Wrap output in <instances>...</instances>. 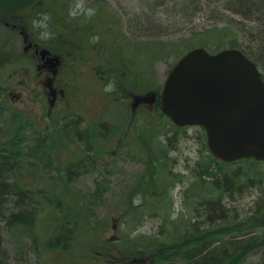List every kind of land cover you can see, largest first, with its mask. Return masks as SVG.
I'll list each match as a JSON object with an SVG mask.
<instances>
[{
  "label": "rangeland",
  "instance_id": "374dc122",
  "mask_svg": "<svg viewBox=\"0 0 264 264\" xmlns=\"http://www.w3.org/2000/svg\"><path fill=\"white\" fill-rule=\"evenodd\" d=\"M14 1L23 0H0V123L14 121L12 114L21 119L24 116L32 128L27 136L29 144L34 145L36 138L45 136L47 130L53 132L50 137L56 144L51 148L55 149L51 158L44 157L36 167L23 157L28 161L16 173L17 177L22 176L19 179L29 189L43 191L51 204L44 198L43 204L30 206L37 213L32 231L24 226L2 224L0 264H86L81 261L86 249L106 238L113 241L111 247L118 245V241L140 236L156 243L171 222L176 225L195 221L199 207L195 192L200 183L196 170L201 173L198 163H205L210 154L204 132L194 126L174 130L152 100L159 96L167 73L188 46L203 43L215 53L217 48L236 43L259 59L262 56L256 51V31L246 26L241 15L228 11L225 0H203L198 8L191 5L185 15L170 17L159 13L157 5L163 4V0H39L38 8L47 1L52 2L53 9L65 13L67 26L73 27L74 17L83 25L78 32H70L67 27L61 31L58 25L60 31L55 30L47 13V17L32 12L27 16L25 7H20L27 1L16 7ZM175 1L178 0L168 2L171 13ZM89 30L98 35L87 37ZM22 31L61 60L55 68L56 88L66 86L58 81L61 79L71 84V91L59 95L54 103L43 99L38 86L39 61L33 53L24 51ZM91 41L98 46L109 45L103 59ZM112 43L116 45L113 47ZM132 46L136 48L131 50ZM149 46L154 47L152 53ZM137 48L141 49L144 61L140 75L133 74L135 67L131 66L141 63ZM121 61L125 67L131 66V86H124L125 80L119 74L117 67ZM261 63L264 74V57ZM140 97L146 102L138 101ZM18 129V125L14 126L6 138L21 137L23 131ZM148 141L152 154L158 156L154 181L148 165ZM214 164H208L207 169L213 171V166H217ZM223 171L218 170L217 174L224 175ZM227 173L241 177L247 196L232 194L230 198L210 187L207 200L217 202L221 197L235 231L251 233L245 237V245L253 238L256 240L257 246H249L237 264H264V246L260 248V242L264 244V195L250 189L259 186L264 190V163L232 164ZM211 180L207 177V182ZM148 191L158 194V198L144 201L142 193L149 194ZM70 193L80 194L81 198L68 197ZM68 198L77 202L82 211L79 216L66 209ZM12 208L11 204L9 209ZM14 212L16 215L19 210ZM49 220H53L52 224H48ZM63 232L70 235V244L64 252L50 251L49 240ZM229 233H224L223 243L228 242ZM157 243L160 245L161 241ZM159 255L160 252L154 256L153 264H194L188 258L157 263ZM100 257L91 258L88 264H105V253Z\"/></svg>",
  "mask_w": 264,
  "mask_h": 264
},
{
  "label": "trees",
  "instance_id": "16d2710c",
  "mask_svg": "<svg viewBox=\"0 0 264 264\" xmlns=\"http://www.w3.org/2000/svg\"><path fill=\"white\" fill-rule=\"evenodd\" d=\"M23 1H14V6L16 7L17 4H20ZM26 1L27 2L22 3L20 7H25L24 12L27 14V16H30L32 12L36 13L34 14L36 16L41 14L42 16L47 17V15H45V13H47L50 18H52L51 25L55 30H59L57 25L61 27V31H65V27H67V29H70V32H78L77 30L83 27V25L78 24L74 20V17H72L73 19L71 20L74 22L73 27L69 24L67 26V22H65L66 19H64V17L66 16L65 13L61 12L60 9H53L51 5L52 2H42L40 9L38 8L39 0H35L32 2H30L31 0ZM202 1L203 0L175 1L173 2V6L171 7L173 13H171V11L169 10L170 7H167L169 0H163V4H158L157 7L160 8V14H167L169 15L168 17H170L182 14L185 15V13L189 11L191 5H195L198 8V6L202 4ZM225 1L227 2L228 7H226V9L228 11H231L232 13L237 15H241L243 20L246 22V26L251 30L256 31V51L262 56L259 57L262 62V59L264 57V0ZM208 2L212 3V0H208ZM180 4L181 6L179 9L178 6ZM32 7H35V9H32ZM224 32H227V30L225 29ZM95 33L97 32L89 30L87 37H89V35L91 34L92 37H96L98 34L96 35ZM96 40L98 39L96 38L94 41L96 42ZM91 43L95 50L99 52L98 56L100 57V59H103L104 57L102 54L105 53V49L109 45L104 43L103 41L102 43L104 44H99V46L96 43H93V41H91ZM234 44L230 47L242 50L251 60H253L259 66V68L262 66L263 63H261L258 58L253 57L249 51L242 49V45L240 46ZM115 45L116 43H112L111 46L114 47ZM198 45L203 47L206 46V44L203 43H200ZM133 47L135 46L130 47V49L132 50ZM193 47H196V45L188 46L186 48V51ZM221 48H217V50ZM148 49L149 53H152V50L154 51L153 46H149ZM140 52L141 49L137 48V55L141 58V63L138 66H133L130 64L132 66V69L135 67V72L133 74H139L142 67L144 66V61L142 58L143 56ZM73 56L75 57V55ZM147 56H150V54H148ZM111 58L113 57L110 56V59ZM120 66H118L117 68L121 71V73L119 74L125 80L124 86H131V82H134L132 81L134 80V77H132L133 74L129 75V72L132 70L131 66L125 67L122 61ZM262 75L264 78V74ZM141 82L143 84L144 80L142 79ZM120 84L121 86H123V81L120 82ZM135 85L136 83H134L133 87H135ZM155 107L160 113L158 102L157 104H155ZM13 117L14 121H7L6 123L4 122V125L0 123V249L2 248L1 226L3 223L8 227L24 226L26 227L27 231H32L35 215L37 213L35 214V211L31 210L30 206H32L33 204H37V206L41 205L46 200L49 204H51L48 195L43 193V191L41 190L29 189L19 179L22 176L17 177L16 173L22 170L24 162L28 161L27 159L23 160V157L29 158V162L32 163V166L36 167L42 161H44V157L52 156V153H54L55 149L51 150V148L56 144L55 139L50 137L53 132L51 133L47 130V134L45 136L41 134L40 138H36L35 144L31 145L27 142V136L32 132V128L29 125L28 119L24 116H22L21 119L15 114H12L11 118ZM16 125H18L19 131H23L21 137L17 139V137L14 136L12 137V140H8L6 138L7 134L9 132H13L14 126ZM57 126H59V124L55 125L53 129H55ZM173 129L176 131L184 130L175 127H173ZM55 131H58V128H56ZM203 136V139L205 140V134H203ZM32 137L35 139L34 136H31V138ZM147 146L149 148L151 147V141H148ZM9 157L13 158L14 161L9 163L7 161V158ZM156 163L158 164V156L156 154H152V149L150 148V152L148 155V165L150 168V177L152 181H154V177L158 175L157 169L155 170ZM210 163H215L217 165L216 168L215 166H213V171L207 169V165ZM239 163L247 164L248 166L259 164L253 159H246ZM230 167L231 164L217 162L211 154L207 156V161L205 163H198V168L201 170V173L196 170L200 178L199 191L195 192V194L199 197L197 198L199 207L196 209V220L192 221V219H190L185 223L181 222L177 223L176 225L171 222V226L163 230L162 237L158 238L161 239L160 245L157 243L160 241H156V243H154V241H152L151 239H145V237L142 238V236H140L131 240L128 239L121 242L118 241V245H116L115 247H111L110 245L113 243V241H111L110 238H106V240L103 243L100 242L99 245H90L86 249L85 255L81 256V258L83 259L81 261L88 264L91 262V258L95 257L99 259L101 258L100 256L105 253V255L107 256L105 264H153V262L156 261V259H154V256L158 252H160L157 263L160 260L165 263H176L177 261L188 258L191 262H194V264H237L242 259L241 256L246 253L249 246H257L256 240L253 238L250 243L247 242V246L245 245V237L249 236L251 233H241L242 230H239L237 232L235 231V228L232 225L233 222L228 215V208L222 205L220 200L222 199L221 197L218 198L217 202L214 199L207 200V190H209L208 188L210 187L211 190H221L225 195L228 194L230 198L232 197V194H235V196L240 195V197L247 196L248 193H245L242 190L243 185L240 182L241 177L236 173H227ZM216 169L224 170V175L217 174L218 170L216 171ZM68 171L71 174V168H69ZM10 173H14L16 175L14 176L16 179L6 182L7 180L5 178L10 175ZM207 177L211 178L212 180L207 182ZM250 189L261 191V195H264V190L259 186H251ZM148 192L149 194L142 193L144 201L148 198H158V194L152 193L151 191ZM249 192L251 193V191ZM68 197L76 199L81 198L80 194L76 193H70ZM44 198L45 201H41ZM72 203L75 204L74 207L72 206ZM76 203V201L71 202L70 198H68L67 205L65 207L67 210L69 209L70 212L73 211L77 215L82 211ZM142 203L143 201L141 202V206L143 207L144 203ZM11 204L13 208L9 209ZM15 210H19L16 215L14 214ZM79 215L80 214H78V216ZM164 217L166 219H170L166 216ZM52 222L53 220H49L48 224H52ZM183 227H185V229H183ZM238 227L240 226L238 225ZM229 231L230 233L228 234V236L230 237H227L228 242L223 243V240L225 239L224 233ZM71 241L72 239L69 234L64 235V232L62 234H57V236L55 235L49 240V250L64 252L66 246H68ZM261 246H264L262 242H260V248Z\"/></svg>",
  "mask_w": 264,
  "mask_h": 264
},
{
  "label": "water",
  "instance_id": "95a60500",
  "mask_svg": "<svg viewBox=\"0 0 264 264\" xmlns=\"http://www.w3.org/2000/svg\"><path fill=\"white\" fill-rule=\"evenodd\" d=\"M160 107L177 127H202L216 160L264 161V80L242 51L185 53L165 79Z\"/></svg>",
  "mask_w": 264,
  "mask_h": 264
},
{
  "label": "flooded vegetation",
  "instance_id": "af4514ba",
  "mask_svg": "<svg viewBox=\"0 0 264 264\" xmlns=\"http://www.w3.org/2000/svg\"><path fill=\"white\" fill-rule=\"evenodd\" d=\"M7 26H10V24L7 23ZM21 36L24 43V51L26 53H33L34 57L39 61L37 65L38 77L40 78L38 86H41L40 88L42 90V94L44 95L43 99L45 101H50V104L56 102L59 99V95L65 96L66 91H71V84L69 82L65 83L61 79H58V81L60 83L63 82L66 86L60 89L56 88L57 70L55 68L59 65L61 60L53 56V53L50 52L49 49H46L32 39L26 31H22ZM138 101L146 102V99L140 97Z\"/></svg>",
  "mask_w": 264,
  "mask_h": 264
},
{
  "label": "bare ground",
  "instance_id": "6f19581e",
  "mask_svg": "<svg viewBox=\"0 0 264 264\" xmlns=\"http://www.w3.org/2000/svg\"><path fill=\"white\" fill-rule=\"evenodd\" d=\"M78 133V132H77ZM79 134V133H78ZM81 140H83V138L81 137ZM7 161L10 163V162H13L14 159L13 158H7ZM13 177L14 175L12 173H10V175H8L5 179L7 180L6 182H9V181H13Z\"/></svg>",
  "mask_w": 264,
  "mask_h": 264
}]
</instances>
